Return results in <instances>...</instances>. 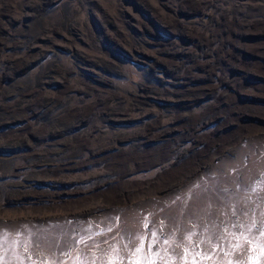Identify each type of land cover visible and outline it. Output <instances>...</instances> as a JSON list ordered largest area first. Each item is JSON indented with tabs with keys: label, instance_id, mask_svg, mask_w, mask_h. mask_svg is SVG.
I'll use <instances>...</instances> for the list:
<instances>
[{
	"label": "rangeland",
	"instance_id": "1",
	"mask_svg": "<svg viewBox=\"0 0 264 264\" xmlns=\"http://www.w3.org/2000/svg\"><path fill=\"white\" fill-rule=\"evenodd\" d=\"M262 232L264 0H0V264H264Z\"/></svg>",
	"mask_w": 264,
	"mask_h": 264
},
{
	"label": "snow or ice",
	"instance_id": "2",
	"mask_svg": "<svg viewBox=\"0 0 264 264\" xmlns=\"http://www.w3.org/2000/svg\"><path fill=\"white\" fill-rule=\"evenodd\" d=\"M117 219H119V217H117ZM255 226H256L255 225V221H253L252 225L250 227H248L247 231L250 232L251 231V228H253ZM234 227H237V226L234 225ZM261 235L264 236V232H262ZM153 236L155 237L156 236V233H153ZM140 239H142V237ZM153 242H155V241H153ZM79 243H84V241L83 240H80ZM165 243H168V242L165 241ZM149 247H151V245H149ZM141 251H142V247H137L136 250H135L134 255L140 253Z\"/></svg>",
	"mask_w": 264,
	"mask_h": 264
},
{
	"label": "bare ground",
	"instance_id": "3",
	"mask_svg": "<svg viewBox=\"0 0 264 264\" xmlns=\"http://www.w3.org/2000/svg\"><path fill=\"white\" fill-rule=\"evenodd\" d=\"M60 210H64V212H66V213H71V214H76V213H78V209H75L73 212H72V210L71 209H67V210H65V209H62V208H59V207H54L53 209H51V210H49V211H51L52 213H56V215H58V214H60ZM71 210V211H70ZM78 210V211H77ZM70 211V212H69ZM43 212H45V211H43ZM43 212H39V213H43ZM62 213V212H61Z\"/></svg>",
	"mask_w": 264,
	"mask_h": 264
}]
</instances>
